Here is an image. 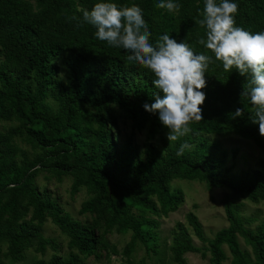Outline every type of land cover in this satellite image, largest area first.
I'll use <instances>...</instances> for the list:
<instances>
[{
	"label": "trees",
	"instance_id": "obj_1",
	"mask_svg": "<svg viewBox=\"0 0 264 264\" xmlns=\"http://www.w3.org/2000/svg\"><path fill=\"white\" fill-rule=\"evenodd\" d=\"M32 1L0 0V48L4 56L0 62V114L13 115L26 140L44 149L43 155L18 165L13 159L14 147L7 138H0V238L8 242L7 252L16 258L32 242L40 252L59 247L31 222L20 220L31 207L30 221L41 223L50 216L68 235L70 249L66 258L53 254L47 263L38 260L33 264H86L85 257L100 256L97 249L103 246V239L95 229L71 218L37 188L35 177L39 168H44L57 177L70 175L73 191L84 187L92 197L82 210L94 212L106 230L131 233L122 249L126 257L138 244L146 254L161 253L158 218L176 210L183 200V193L170 187L173 178L198 179L207 187L226 186L230 195L222 204L228 225L208 238L196 216L189 213L187 222L206 248L196 246L187 229L178 223V234L170 247L172 258L183 264L186 252L204 257L207 251L210 264H223L226 245L231 254L229 264H264V219L255 230L250 229L239 215L242 203L238 202L240 198L264 201V159L260 169L234 180L225 168L227 150L205 136L232 132L253 139L264 152V140L257 135L259 126L251 120L255 110L250 99L240 95L249 75H241L235 68L224 71L222 62L198 43L201 37L206 40L207 29L196 22L203 18L205 0H173L180 5L177 13L158 8L161 0ZM98 2H114L119 7L138 5L153 45L168 34L180 38L177 42L186 41L196 54L211 58L205 73L203 120L193 121L189 134L164 144L162 152L150 140L168 129L160 123L158 113L145 111L143 105L155 102L147 88L161 97L163 93L155 88L150 70L128 61L126 50L98 40L96 28L82 22V11L91 10ZM231 2L238 5L236 26L253 34L264 32V0ZM63 52L71 75L66 85L52 88L54 70L50 64ZM7 64L14 70L10 71ZM135 75L140 82L145 79L144 85L126 87ZM94 82L98 83L95 89ZM49 87L52 92L59 90L61 108L53 109L47 103ZM112 105L122 109L136 128L147 126L144 157L130 138L116 148L109 129L116 125ZM237 108H244V114L233 119ZM86 131L92 133L84 137ZM184 142L190 148L178 156ZM239 237L250 246L252 256L241 248Z\"/></svg>",
	"mask_w": 264,
	"mask_h": 264
},
{
	"label": "rangeland",
	"instance_id": "obj_2",
	"mask_svg": "<svg viewBox=\"0 0 264 264\" xmlns=\"http://www.w3.org/2000/svg\"><path fill=\"white\" fill-rule=\"evenodd\" d=\"M77 1L79 3L80 0ZM31 2L34 3L32 0ZM216 2L219 3L220 0H216ZM179 39L177 38V40ZM65 57L66 52H63L57 55L50 64V67L54 70L52 88L66 85L70 78V70L63 62ZM3 61L4 56L0 48V62ZM6 67L10 71L14 70L11 64H7ZM144 81L145 79L142 78L140 82L139 76L135 75L126 84V87H129V85L143 86ZM31 82L34 85V79ZM97 84L96 82L92 83V88L95 89ZM51 87L48 89L46 101L53 109L61 108L60 92L59 90L52 92ZM147 91L153 97L158 95L151 88H147ZM111 109L116 119V125H111L109 129L115 140L116 148L119 149L122 143L130 138L133 144L138 146L140 156L144 157L145 144L148 142L147 126L138 129L122 109L115 105H112ZM18 127L19 122L13 115L6 116L0 114V138H7L9 140L15 149L13 159L18 165H23L25 159L33 160L43 155L44 149L41 146L31 145L26 140L24 129H17ZM90 133L92 132L86 131L84 137H88ZM166 133L167 131L159 132L150 140L151 144L161 152L163 145L169 143ZM257 135L264 140V136H261L259 131ZM205 136L211 141H218L221 147L227 150L228 156L225 168L228 170L227 175L230 178L238 180L260 169L261 161L264 159V152L253 139H246L232 132L212 133ZM44 148L48 149L47 146H44ZM72 182L73 179L70 175L66 174L57 177L44 168H39L35 177V184L44 197L54 200L71 218L82 224H90L95 229L97 235L102 237L103 246H99L97 249L100 256L96 258L92 255L85 257L84 262L86 264H177L172 258L170 247L178 234V223H181L187 229L196 246L202 250L206 248V245L196 238L187 222V215L189 213L196 216L205 236L208 238L213 237L219 229L228 225L222 204V199L230 195L228 187H207L203 181L198 179L173 178L170 181V187L174 191L180 190L183 193V200L176 210L170 211L158 218L159 227L157 234L161 244V253L159 256L146 254L143 245L138 244L131 256L126 257L123 255L122 249L130 239L131 233L106 230L103 221L94 212L82 210L84 203L90 200L92 195L84 187H79L76 191H73ZM238 202L242 203L239 208V215L244 224L250 229L255 230L264 219V201L253 202L246 198H240ZM24 203L25 201L22 202V205ZM31 212V207H28L27 213L21 215L20 220L31 222L30 225H35L38 232L44 237L54 239L59 247L56 250L47 247L43 252H40L36 250V243L32 242L16 258H13L7 252L8 242L0 238V263L33 264L38 260L47 263L53 254H57L62 258L68 256L70 251L67 245L69 240L68 235L58 228L50 216H46L41 223L30 221ZM239 243L243 250L248 252L250 256L253 255L252 249L244 243L241 237H239ZM223 249L226 255L223 264H229L231 254L226 245L223 246ZM183 257V264H210L209 253L207 251L204 257L196 252H186Z\"/></svg>",
	"mask_w": 264,
	"mask_h": 264
},
{
	"label": "clouds",
	"instance_id": "obj_3",
	"mask_svg": "<svg viewBox=\"0 0 264 264\" xmlns=\"http://www.w3.org/2000/svg\"><path fill=\"white\" fill-rule=\"evenodd\" d=\"M169 13H177L180 5L173 0H161L156 5ZM238 5L231 0H205L203 18L196 22L206 27V40L200 45L210 50L224 71L237 69L249 75L241 97H248L254 108L252 123L258 124L264 136V32L250 33L236 26ZM82 22L96 28L95 36L115 48L126 50L128 61L150 70L153 84L163 93L154 103H145V111L158 113L160 123L168 129L169 142L178 141L191 131L193 121L203 120L202 105L206 100L205 73L211 58L196 54L186 41L177 42L168 34L161 35L155 45L151 31L138 5L119 7L114 2H98L91 10L82 11ZM244 108H237L233 119L242 117ZM190 145H180L177 155H183Z\"/></svg>",
	"mask_w": 264,
	"mask_h": 264
}]
</instances>
